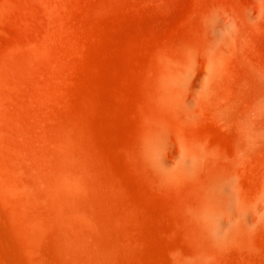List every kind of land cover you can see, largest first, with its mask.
I'll list each match as a JSON object with an SVG mask.
<instances>
[{
  "label": "rangeland",
  "instance_id": "obj_1",
  "mask_svg": "<svg viewBox=\"0 0 264 264\" xmlns=\"http://www.w3.org/2000/svg\"><path fill=\"white\" fill-rule=\"evenodd\" d=\"M0 264H264V0H0Z\"/></svg>",
  "mask_w": 264,
  "mask_h": 264
},
{
  "label": "bare ground",
  "instance_id": "obj_2",
  "mask_svg": "<svg viewBox=\"0 0 264 264\" xmlns=\"http://www.w3.org/2000/svg\"><path fill=\"white\" fill-rule=\"evenodd\" d=\"M6 2V1H5ZM41 53H44V50H43V48H41Z\"/></svg>",
  "mask_w": 264,
  "mask_h": 264
}]
</instances>
